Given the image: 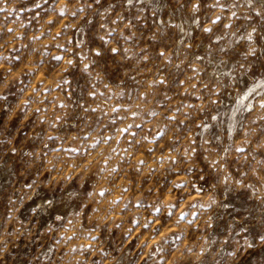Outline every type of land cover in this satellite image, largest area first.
Segmentation results:
<instances>
[{"label": "rangeland", "instance_id": "374dc122", "mask_svg": "<svg viewBox=\"0 0 264 264\" xmlns=\"http://www.w3.org/2000/svg\"><path fill=\"white\" fill-rule=\"evenodd\" d=\"M262 103L264 0H0V264H264Z\"/></svg>", "mask_w": 264, "mask_h": 264}, {"label": "snow or ice", "instance_id": "6c2138e0", "mask_svg": "<svg viewBox=\"0 0 264 264\" xmlns=\"http://www.w3.org/2000/svg\"><path fill=\"white\" fill-rule=\"evenodd\" d=\"M127 2H128V3H131L132 0H127ZM249 2H251V0H249ZM193 7H196V5H194ZM216 19L219 20V17H217ZM215 22H216V21H213V23H215ZM225 27H228V26L225 25ZM204 30H205V31H210V29H208V28H205ZM9 31H11V29H9ZM249 38H251V34H249ZM116 51H117V49H115V48L112 49V52L115 53ZM98 54H99V53H98ZM160 55H163V53L161 52ZM56 59H60V57H56ZM198 59H199V57H198ZM69 63H71V61H69ZM85 67H87V66H85ZM160 83H163V81H160ZM261 106L264 107V103H262ZM237 151H243V149H237ZM176 186L179 187L180 185H176ZM180 215H181V218H183L184 213H181Z\"/></svg>", "mask_w": 264, "mask_h": 264}]
</instances>
